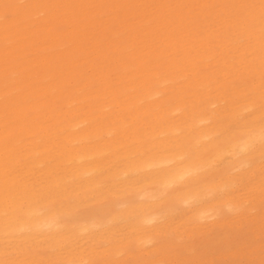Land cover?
I'll list each match as a JSON object with an SVG mask.
<instances>
[{
  "label": "bare ground",
  "instance_id": "bare-ground-1",
  "mask_svg": "<svg viewBox=\"0 0 264 264\" xmlns=\"http://www.w3.org/2000/svg\"><path fill=\"white\" fill-rule=\"evenodd\" d=\"M261 219L264 0H0V264H264Z\"/></svg>",
  "mask_w": 264,
  "mask_h": 264
},
{
  "label": "rangeland",
  "instance_id": "rangeland-1",
  "mask_svg": "<svg viewBox=\"0 0 264 264\" xmlns=\"http://www.w3.org/2000/svg\"><path fill=\"white\" fill-rule=\"evenodd\" d=\"M245 229V232H249V236L254 238V236L258 235L260 237L264 236V219L256 222L255 220L243 221L242 227ZM227 232L224 231L225 234L235 235L237 230L230 229L228 226L225 227ZM245 235L244 232L239 231L238 236ZM201 238H196L195 240L191 239L187 241L186 247H195L198 249L197 252H194L189 249H180L181 245H177L176 251L173 254V261L175 257H178L179 264H247L248 255L241 256H233L231 252H225L227 248H224L225 241L219 240L215 243L201 245ZM261 243H264L262 239H255L252 243L250 242V246L247 249H254L256 246H259ZM179 244V243H177ZM200 245V246H198ZM200 247V248H198ZM259 253L264 254V248L259 249Z\"/></svg>",
  "mask_w": 264,
  "mask_h": 264
}]
</instances>
